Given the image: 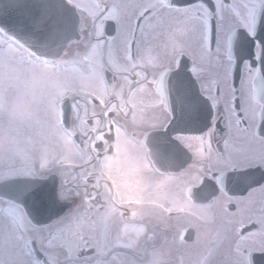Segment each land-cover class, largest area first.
<instances>
[{
	"label": "snow or ice",
	"instance_id": "obj_1",
	"mask_svg": "<svg viewBox=\"0 0 264 264\" xmlns=\"http://www.w3.org/2000/svg\"><path fill=\"white\" fill-rule=\"evenodd\" d=\"M17 7L15 17L0 14V64L14 56L55 69L40 102L71 158L0 178V218L13 221L19 241L0 243V264H46L33 233L59 235L76 219L78 200L104 208L87 169L125 130L119 118L145 122V143L166 165L160 171L170 178L172 201L208 226L183 231L180 242L195 253L177 264H264V0ZM156 111L162 119L148 121ZM102 253L99 243H85L66 259L104 264Z\"/></svg>",
	"mask_w": 264,
	"mask_h": 264
},
{
	"label": "flooded vegetation",
	"instance_id": "obj_2",
	"mask_svg": "<svg viewBox=\"0 0 264 264\" xmlns=\"http://www.w3.org/2000/svg\"><path fill=\"white\" fill-rule=\"evenodd\" d=\"M7 1L12 6L8 10L15 16L21 10L15 7L22 5L21 1L26 3V0ZM14 59L10 58L12 68L8 76L11 79L8 77L4 83L7 96L16 95L18 90L11 83L12 74L20 77L24 70L26 77L42 75L46 78L44 91L34 97L41 104L42 96L54 87L55 69L49 63L34 61L27 64L19 58L17 60L21 62L16 66ZM41 67L48 71L40 74ZM42 113L43 124H46L51 118L43 108ZM119 119L125 130H116L115 139L105 145L100 158L95 161L103 166L102 172H95L92 166L87 169L100 183L99 197L104 208H88L78 200L76 203L81 207L75 210L76 219L65 224L59 235L50 238L46 231L33 233L38 246L46 253V264H68L66 258L75 257L77 250L84 247L85 243L88 246H96L97 243L102 246L103 253L99 259L104 264H177L178 257L187 258L195 253V249L180 242V237L186 229L202 232L208 226L202 222V218L194 217L182 209L179 203L172 201L169 196L170 178L160 171L166 165L161 163L154 150H150V142L145 143V122ZM152 119H162V113L149 112L147 120ZM10 123L4 117L0 120V125L8 135ZM27 125L30 134L24 136L22 131L19 133L20 145L24 150L33 152L37 162L41 159L40 149L51 144L52 138L43 125L39 128ZM199 163L200 158L197 157L195 164ZM194 170L195 167L190 168L185 178ZM28 172L24 168L11 174L9 167L2 173L9 178L26 175ZM217 211L219 214V209ZM13 229L14 224L10 218H0V243L8 245L12 239L15 246L19 242L14 237Z\"/></svg>",
	"mask_w": 264,
	"mask_h": 264
},
{
	"label": "rangeland",
	"instance_id": "obj_3",
	"mask_svg": "<svg viewBox=\"0 0 264 264\" xmlns=\"http://www.w3.org/2000/svg\"><path fill=\"white\" fill-rule=\"evenodd\" d=\"M71 53V51H70ZM13 57L14 63L16 66L21 62L19 59L17 60L16 57L10 56L7 57L2 64H0V92H3L7 95L5 90V80L11 79V76H8L9 69L12 68V65L10 64V58ZM22 67H18L20 69ZM11 73V71H10ZM22 76L26 77V72L24 70L21 72ZM12 74V73H11ZM19 75H13L12 77H18ZM2 119V116H0V120ZM20 126H18V123H10V129H9V135L7 134V131L4 129L2 125H0V133H4L9 138V144L5 146L3 150H0V178H6V176H3L4 173L3 170L10 167L11 174L19 172L20 169H24L27 171H30L33 167L39 165L40 167H47L49 163L53 160H56L57 163H68L71 158V152L66 148L65 144L63 143V139L61 137L56 136L55 133V125L52 121V119L47 122L46 124H43V128L48 130V135L52 138L51 144H46L43 146V148L40 149V157L39 161H35V155L31 151L24 150V147L20 145V137L19 133L25 136L30 134L29 127L27 123L22 124L19 123ZM131 143L132 140H129ZM79 147V146H77ZM81 151H83L81 149ZM57 158H59L57 160ZM92 169H94L95 172L101 173L103 166L99 163V161L95 162L92 165ZM56 167L53 166L49 172H56ZM9 247L14 246L12 239L8 241ZM4 244V243H3ZM6 245V244H5Z\"/></svg>",
	"mask_w": 264,
	"mask_h": 264
},
{
	"label": "clouds",
	"instance_id": "obj_4",
	"mask_svg": "<svg viewBox=\"0 0 264 264\" xmlns=\"http://www.w3.org/2000/svg\"><path fill=\"white\" fill-rule=\"evenodd\" d=\"M47 69L41 67L39 73ZM11 83L17 87L14 96L0 92V116L13 123H27L37 128L43 125L42 105L34 98L44 91L47 80L42 75L13 77ZM9 138L0 133V150H3Z\"/></svg>",
	"mask_w": 264,
	"mask_h": 264
},
{
	"label": "water",
	"instance_id": "obj_5",
	"mask_svg": "<svg viewBox=\"0 0 264 264\" xmlns=\"http://www.w3.org/2000/svg\"><path fill=\"white\" fill-rule=\"evenodd\" d=\"M31 2L30 0L27 1V3ZM0 14H5L4 11H1Z\"/></svg>",
	"mask_w": 264,
	"mask_h": 264
}]
</instances>
